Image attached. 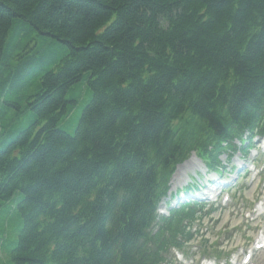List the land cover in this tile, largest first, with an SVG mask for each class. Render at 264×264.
Here are the masks:
<instances>
[{
    "label": "trees",
    "instance_id": "obj_1",
    "mask_svg": "<svg viewBox=\"0 0 264 264\" xmlns=\"http://www.w3.org/2000/svg\"><path fill=\"white\" fill-rule=\"evenodd\" d=\"M263 134L264 0H0V264H173L176 166Z\"/></svg>",
    "mask_w": 264,
    "mask_h": 264
},
{
    "label": "rangeland",
    "instance_id": "obj_2",
    "mask_svg": "<svg viewBox=\"0 0 264 264\" xmlns=\"http://www.w3.org/2000/svg\"><path fill=\"white\" fill-rule=\"evenodd\" d=\"M82 105H79L78 108L74 111L70 121L68 122L66 126V130L70 133H74L75 126L78 122V119L81 114ZM258 142V141H257ZM264 147V141H261V148ZM258 150V153L251 154L248 158L247 165L250 167L253 163V160L257 158V161L259 162V166L264 165V151L262 149ZM241 155L237 154L234 159L230 162V165L228 167L227 172L224 174V177L228 178L224 182H229L231 178H234V181L232 182V186H235V189L232 191V197L236 196L237 201H232V199H229L228 202L223 206V209L220 210L219 213L215 215L216 219L212 222L205 221V223L202 225V231L201 234L203 237V240H208V251L212 249H218L221 250L223 253L225 252H232L231 258L235 257L238 261H241L242 255L240 254L241 248H251L252 242H250V238L252 237L255 239L257 236H259L260 231L258 229L261 228V232L264 231V214L260 217H258L259 213H250V216H247L244 214V209L239 211L240 207H242L243 203L242 199H239V193H238V186H242L246 189L245 191V198H249V202H255L259 198V194L263 189L264 186V174H260V177H258L255 181L246 180L244 178L245 173L244 171L241 172L242 178L240 181L236 180V172L233 171L234 167L237 165L244 167L240 164L241 161ZM244 162V161H243ZM195 165L198 166V168L195 167ZM240 169V168H238ZM177 177L175 180H172L171 183V194H175L178 190L184 188L187 186L188 182H190L194 177L198 176L199 174L203 175L202 173H207L206 169L204 168L203 164L197 160L196 158H192L187 164L180 167L177 170ZM260 171V169L258 170ZM257 171L253 172V176H255ZM240 184V185H239ZM212 186V184H210ZM218 187L214 185L211 190L205 189L206 192H208L209 195L216 194ZM227 200V197L222 196V202L224 203ZM168 201V200H167ZM165 201L161 205L162 210H166V202ZM239 202V209H233L231 208L232 205ZM246 204V203H245ZM174 204H172L170 207H173ZM258 219L254 221L253 224H249L248 222H252L254 218ZM219 221L218 224H216ZM258 226V227H255ZM207 230V231H206ZM200 239L196 240L193 244L191 249H189V252L184 255V258L181 262V264H201L204 260H210L214 258L205 257L203 255V242ZM253 241V240H252ZM212 243L214 245H212ZM212 247V248H211ZM199 248V250H198ZM193 254V255H192ZM181 255V254H180ZM219 264H223L224 261L220 260L218 261ZM4 264H15L11 260H6ZM251 264H264V249L259 250L255 253V256L253 257V260Z\"/></svg>",
    "mask_w": 264,
    "mask_h": 264
},
{
    "label": "bare ground",
    "instance_id": "obj_3",
    "mask_svg": "<svg viewBox=\"0 0 264 264\" xmlns=\"http://www.w3.org/2000/svg\"><path fill=\"white\" fill-rule=\"evenodd\" d=\"M203 164H204L205 166H207V164H206L205 162H203ZM195 167L198 168L197 165H195ZM175 175H176V174H175ZM175 175H174V176H175ZM175 178H176V176H175Z\"/></svg>",
    "mask_w": 264,
    "mask_h": 264
}]
</instances>
